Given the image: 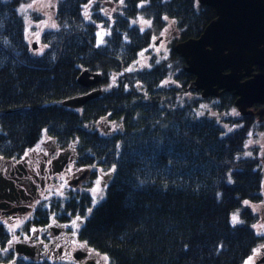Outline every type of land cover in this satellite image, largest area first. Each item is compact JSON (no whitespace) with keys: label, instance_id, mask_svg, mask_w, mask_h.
<instances>
[{"label":"trees","instance_id":"1","mask_svg":"<svg viewBox=\"0 0 264 264\" xmlns=\"http://www.w3.org/2000/svg\"><path fill=\"white\" fill-rule=\"evenodd\" d=\"M25 1L0 0V158H19L47 137L74 149L80 165L110 171L105 197L95 206L87 192L59 204L91 209L79 235L109 264H242L264 244V231L254 227L258 216L244 205L264 202V153L251 147L253 156L245 154L263 125L250 114L221 116L234 110L231 92L179 100L199 92L188 89L195 77L174 46L198 38L215 10L197 0H58L56 27L40 35L37 53L17 11ZM138 14L151 23L143 32L130 22ZM99 24L109 32L97 46ZM163 34L168 54L129 71ZM85 69L102 75L94 87L108 88L79 109L63 106L89 90L77 81ZM209 101L219 119L192 114ZM106 118L120 129L101 134L95 125ZM237 210L243 221L233 225ZM2 261L59 264L9 253Z\"/></svg>","mask_w":264,"mask_h":264},{"label":"flooded vegetation","instance_id":"2","mask_svg":"<svg viewBox=\"0 0 264 264\" xmlns=\"http://www.w3.org/2000/svg\"><path fill=\"white\" fill-rule=\"evenodd\" d=\"M161 40H164L163 37ZM86 88L89 90L84 94L95 89L103 92L102 87ZM254 105H257L255 109ZM254 105L250 115L258 125L264 126V118L260 121L255 114L264 105ZM108 131L100 133L111 134ZM94 168H99V173L105 175L104 183L111 179L110 171H104L100 166L80 165L74 149L63 147L47 137H42L38 144L19 158H0V227L6 233V238L0 237V243L12 240V245L22 244L23 253L17 254L9 244L7 251L0 247V252L27 262L51 260L59 264H109L104 255L88 247L79 235L89 210L59 207L61 202L68 203L82 192L92 197L81 188L87 184L86 180H97L99 174L95 173ZM64 184L72 185L74 189L66 194H54V189ZM77 217L80 219L77 220ZM73 221L78 226H73ZM13 228L16 230L13 231ZM14 236L18 239L14 240ZM257 247L260 256L255 263L260 264L264 262V246L259 244Z\"/></svg>","mask_w":264,"mask_h":264},{"label":"water","instance_id":"3","mask_svg":"<svg viewBox=\"0 0 264 264\" xmlns=\"http://www.w3.org/2000/svg\"><path fill=\"white\" fill-rule=\"evenodd\" d=\"M197 1L212 7L216 16L198 38L174 46L175 53L185 60L184 70L195 77L188 89L200 91L201 98H218L223 92H231L236 97L234 106L238 113L251 114L254 104L264 105V72L254 71L255 66L264 67V0ZM32 48L35 50L37 44L33 43ZM101 79L100 73L85 69L77 81L83 87H91ZM100 94L101 90L95 89L61 104L79 109ZM255 114L263 120L264 106ZM9 247H14L17 254L23 253L22 244Z\"/></svg>","mask_w":264,"mask_h":264},{"label":"rangeland","instance_id":"4","mask_svg":"<svg viewBox=\"0 0 264 264\" xmlns=\"http://www.w3.org/2000/svg\"><path fill=\"white\" fill-rule=\"evenodd\" d=\"M58 0H26L24 3H21L19 7H17L18 13L24 18L25 24H26V39L29 44L37 43V48L35 51L37 53L41 52L42 46L40 45V35L45 31L49 29H53L52 25L55 24L54 21V10L56 7ZM31 4L32 7H28V5ZM35 13L36 17L33 15ZM142 21H150L149 19L143 17L141 14H138L135 18H132L130 20L132 25H136L140 28V30L143 32L150 28L149 23H144ZM135 22V23H134ZM55 28V27H54ZM107 33L109 32L108 28L103 25L99 24L97 28V33ZM105 34V35H107ZM163 37L164 40H161ZM161 38L159 42L156 44L154 43L155 39ZM166 36L165 34L159 36V37H154L152 43L147 47V49L141 51L139 53V56L137 59L132 63V65L129 67V71H134V70H140L143 68H149L150 67V61L153 55H156L158 58L164 57L168 54L169 51V41L168 39H165ZM96 42H98V36L96 39ZM34 50V49H33ZM116 78V77H115ZM116 84V81H113V85ZM105 87H102L103 90L107 89ZM201 99L200 94L198 93H191V92H184V94L179 97V100H186V101H196ZM212 103L211 101L209 102H199V106L193 110L192 114L198 115V116H213L215 118H220V115L217 114L216 111L212 109ZM222 117H230V118H237L239 116V113L237 109L234 107V110H231L230 113L227 115H221ZM224 128H229L226 130L227 132L231 130L230 126H228L226 123H221ZM95 127L99 131H104V130H109V133H114L117 132L120 129V125L114 123L113 121H110L108 119H103L99 123L95 125ZM263 129L261 131H257L256 134H252L251 138L249 139V142L247 144V151H246V156L252 157L253 154L249 150L251 147H258L259 151L261 153H264V126H262ZM95 173H98L99 176L97 180H100V191L98 193H93L91 190L95 188L96 181H88L86 180L85 183H87L82 190L88 191L92 198H93V206L98 204L104 197H105V190H106V181L104 183L105 175L99 173V168H94L93 169ZM105 171V170H104ZM111 173V172H110ZM262 175H263V185H262V190L264 192V169L262 170ZM95 178V177H94ZM74 186L64 184L63 187H60L54 189V194L60 195L58 193L62 192L63 194H66L70 190H73ZM95 197V199H94ZM245 206H248V208L254 212L258 216V221L255 223L254 227L257 231L262 232L264 231V202H259V203H252L248 202L247 204H244ZM237 216L238 217V222L233 223L232 217ZM242 219L239 215V210L234 211L231 214V224L236 225L242 223ZM14 231L16 230L13 228ZM264 246V244H262ZM258 246V245H257ZM254 247L251 254L245 258L242 264H248L249 258H252V264H256L255 261L256 259L258 260V257L260 256L259 251L256 252L258 247ZM57 249V248H56ZM55 249V250H56ZM3 255V256H2ZM5 256L4 252H0V264H2L1 258ZM52 258V257H50ZM260 264H264V262H261Z\"/></svg>","mask_w":264,"mask_h":264},{"label":"snow or ice","instance_id":"5","mask_svg":"<svg viewBox=\"0 0 264 264\" xmlns=\"http://www.w3.org/2000/svg\"><path fill=\"white\" fill-rule=\"evenodd\" d=\"M90 2H91V0H90ZM120 2L123 3V0H120ZM28 7H32V5L29 4ZM86 7H87V6H86ZM87 15H88V13H87V11H86V12H85V16L87 17ZM165 19H167V17H165ZM142 22H144V23H149V24H150V21H142ZM134 23H135V22H134ZM52 27L54 28V27H56V25L53 24ZM105 34H107V33H104V34L99 33V32L97 33V36H98L97 46H99L100 44H103V43H104V35H105ZM96 185H97V186L91 190L93 193H98V192L100 191V187H99V185H100V180H99V179L96 181ZM62 187H63V185H61V188H62ZM58 194L62 195V192H60V193H58ZM45 198L47 199V197H45ZM94 199H95V197H94ZM247 203H248V202L245 201V204H247ZM89 211H91V209H89ZM79 219H80V217H77V220H79ZM232 221H233L234 224L237 223V222H238V217H237V216H233V217H232ZM73 226H78V225L76 224V221H73ZM12 230L14 231V229H12ZM32 231H35V229H33ZM13 239H14V240H15V239H18V237H15V236H14ZM12 242H13L12 240H9V241H8V244L10 245ZM3 251H7V249H3ZM255 251L258 252L259 249L255 250ZM248 264H252V258H251V257L249 258Z\"/></svg>","mask_w":264,"mask_h":264}]
</instances>
